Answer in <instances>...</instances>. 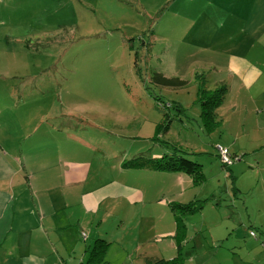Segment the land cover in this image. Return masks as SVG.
Instances as JSON below:
<instances>
[{"label": "rangeland", "instance_id": "374dc122", "mask_svg": "<svg viewBox=\"0 0 264 264\" xmlns=\"http://www.w3.org/2000/svg\"><path fill=\"white\" fill-rule=\"evenodd\" d=\"M192 1L167 0L160 9L150 8L157 0L145 9L122 4L118 11L108 0H0L4 156L49 166L32 177L34 201L41 198L64 225L82 214L80 231L71 227L76 248L89 232L106 233L109 249L96 264L122 257L123 249L135 264L147 248L172 251L169 204L190 200L202 207L183 219L186 264L197 242L206 249L196 247L195 257H222L219 245L236 244L230 251L237 264L256 248L264 258V168L253 160L264 157V147L254 153L264 143V0H248L247 14L242 0H199L195 8ZM222 85L228 91L215 108L216 126L202 117L199 89ZM46 124L75 133L80 147L50 144L53 130L35 133ZM168 153L198 163L201 180L155 167L161 161L154 158ZM60 158L63 164L55 163ZM69 162L87 163L83 183L57 182ZM111 180L140 188L143 200L103 195L98 187ZM97 188L102 197L94 206ZM16 251L0 247V264H15Z\"/></svg>", "mask_w": 264, "mask_h": 264}, {"label": "crops", "instance_id": "0c3cea01", "mask_svg": "<svg viewBox=\"0 0 264 264\" xmlns=\"http://www.w3.org/2000/svg\"><path fill=\"white\" fill-rule=\"evenodd\" d=\"M108 1L112 3V6H114L116 10L122 11L124 9V6L122 4H124L125 6H132L134 9L138 8L136 6L137 4L140 8L145 9V7L154 0ZM157 1H159L157 6L152 5L150 6V8L160 9L164 6L167 0ZM242 1H244L242 11L244 12V14H247L253 8L250 6V3L247 2L248 0ZM200 2L201 1L199 0H193L189 5L190 7L195 8L196 4ZM220 6L221 5H219L221 14L230 13V8L225 9V7ZM140 10L144 12L143 9ZM227 23L228 22L226 21L223 22V24ZM259 36H264V32L260 33ZM16 109L17 108L15 106H12L11 108V110ZM41 116L42 113L40 114V117ZM14 118L9 117L7 121H13ZM17 119L19 118L17 117ZM43 120L44 119L42 118L41 122H44ZM215 120L218 124L219 120L217 114ZM41 128L45 129L48 133L50 132V130H53L52 133H49L50 136L48 137V141L50 144L59 146L62 140H65V143L67 142V140H69L71 147L75 149H78L80 147L76 144L79 142L75 133H68L65 130H62L63 132H60L58 130H55L54 127L49 124H46L45 126L39 125L35 133H37ZM33 131L34 124L29 127V132L27 134L24 133L25 130L23 131L24 137H29L33 133ZM55 138L60 139L56 143H54L53 139ZM31 141L35 142V140ZM2 146L3 144H0V247L6 246L10 249L17 250L15 252V264H49L50 262L56 264L57 261L61 262V264H75L76 261L77 264H85L89 257L88 248L91 247L90 240L95 238V242L97 238L106 239V233L98 230L96 231V234L91 237V232H89L88 236L84 235V243L82 244L80 242V246L76 248V243L79 241L76 239L75 233L71 231V227L74 226L77 231H80L77 225L80 223L82 214L71 216L70 220L67 221L68 225H64L60 223V219L55 210L48 211L46 209V203L41 198H37L34 201L33 191L35 190V187H33L32 177L48 169L49 166L43 161L35 165H29L26 164V162L21 163L20 161H16L15 159L8 161L6 159V156H4V149L2 148ZM263 147L264 143L255 148L254 153L262 150L260 148ZM253 160L255 161V163L261 165L264 168V157H258ZM15 162H18V167L14 165ZM63 162L64 159L60 158L55 163L63 164ZM64 164L65 168L60 173V176L57 177V182L61 180L62 185H69L80 184L86 180L87 163L69 162ZM22 173L25 176H23ZM233 186H235V183H233ZM98 188H102L103 195H124L127 199L133 202L142 201L144 196V193L140 188L116 180L104 182ZM98 188L96 190L98 198L93 194L91 195V199L89 200L90 203L94 206H98V199H101L102 197L98 193ZM232 191L234 193L236 191V188L234 187ZM251 209L252 208L246 207V211ZM87 213H89V211L86 212V215ZM248 221H250V219ZM72 222L75 223L71 224ZM240 225L243 226L242 221H240ZM172 236L173 233L171 235H167V237H170L172 239V251H168L167 254H163V249H161L160 244L159 248L157 249L147 248V252L143 251V253H141V258L143 260L140 261V264L141 262H143V264H145V262L151 263V259H153L152 261L159 260V262L155 264H186V261L183 260L182 251H180V249L175 246ZM71 242H74V244L70 245ZM183 245L184 243L181 246V250L183 249ZM261 246L264 248V241H261ZM196 247L198 250L206 249V243L197 242L194 244L191 250L192 256L188 258L189 264H237L235 261H233V257L235 256L234 252L230 251L233 247H236V244L230 247H222L221 245H219V249L223 248L227 253L223 254L222 257H216L217 259L215 258V256H212V254L207 255L205 252L202 255H197V257H195L194 254ZM209 247L214 248L215 246L210 243ZM108 249L109 246L107 248V251ZM257 252L258 249L256 248V250L247 253L246 259L238 258V264H263L264 258L262 259L260 257H257ZM228 253H230V255ZM122 254V257L114 259L110 258V261L113 262V264H135V262L130 261L133 254L131 250L123 249ZM13 256L14 255H9L5 257V259L9 260ZM105 260H107L106 262H104L105 264H110V261L108 259Z\"/></svg>", "mask_w": 264, "mask_h": 264}, {"label": "trees", "instance_id": "16d2710c", "mask_svg": "<svg viewBox=\"0 0 264 264\" xmlns=\"http://www.w3.org/2000/svg\"><path fill=\"white\" fill-rule=\"evenodd\" d=\"M201 77H199V79ZM166 81H170V80H166ZM227 91H228L227 85H222L221 87L213 88L211 90L205 89L203 88V86L202 88L199 89V101L202 106V117L207 118V120H209L210 123L213 122V124L217 125V122L215 120L216 117L215 108L219 105V103L221 102ZM170 106L171 107L174 106L176 108L179 107L178 105L176 106L173 104H170ZM177 110L181 111L180 108ZM155 159L161 161L159 164L155 165V167L159 169L184 172L192 179V181L195 184L201 180L202 175L199 169L200 165L194 161H191L182 156H174V154H169V153L164 155L162 154L161 156L154 158V160ZM200 203H201L200 200H190L186 203L171 202L169 204V209L172 213V217L174 220V234L172 237L174 239L175 246L178 249H180V251L182 244L185 242V232H186V226L183 219L186 215L199 211L202 207V204ZM252 235L254 236V233ZM108 245L109 242H107L106 239L97 238L94 242V245L88 248L89 257L85 264H96L95 261L98 259H102L103 254L107 248L106 246ZM152 260L153 259H151L150 260L151 263L148 264H153V263L155 264L159 262V260L156 261L155 260L152 261Z\"/></svg>", "mask_w": 264, "mask_h": 264}, {"label": "built area", "instance_id": "2783aa9c", "mask_svg": "<svg viewBox=\"0 0 264 264\" xmlns=\"http://www.w3.org/2000/svg\"><path fill=\"white\" fill-rule=\"evenodd\" d=\"M220 155H221V153L223 154V158H224V160L222 161V162H224V161H226L228 164H229V162L231 161V158L229 157V153H228V150L227 149H220ZM225 163V162H224ZM231 164V163H230ZM227 166V165H226ZM251 234H253V233H251ZM84 234H82V236H83Z\"/></svg>", "mask_w": 264, "mask_h": 264}]
</instances>
